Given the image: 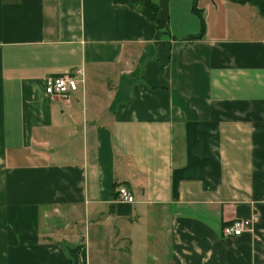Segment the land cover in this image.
<instances>
[{"label": "crops", "instance_id": "obj_1", "mask_svg": "<svg viewBox=\"0 0 264 264\" xmlns=\"http://www.w3.org/2000/svg\"><path fill=\"white\" fill-rule=\"evenodd\" d=\"M118 1L0 0V264H264V16Z\"/></svg>", "mask_w": 264, "mask_h": 264}, {"label": "built area", "instance_id": "obj_2", "mask_svg": "<svg viewBox=\"0 0 264 264\" xmlns=\"http://www.w3.org/2000/svg\"><path fill=\"white\" fill-rule=\"evenodd\" d=\"M79 71L64 75L47 77L44 80V94L48 97L68 99L76 91L79 84ZM115 200L127 204L134 203V197L126 186L119 185L114 190ZM249 221L238 220L221 229L224 238L240 237L249 228Z\"/></svg>", "mask_w": 264, "mask_h": 264}, {"label": "trees", "instance_id": "obj_3", "mask_svg": "<svg viewBox=\"0 0 264 264\" xmlns=\"http://www.w3.org/2000/svg\"><path fill=\"white\" fill-rule=\"evenodd\" d=\"M116 2H120L118 0H115ZM122 3L128 5L129 7H135V6H140L141 13L143 16H145L150 22L156 25V28L159 31H166V24L163 21H160L157 18V5L153 2V0H121ZM240 2V1H239ZM241 2H246L254 7L257 8L258 13L261 16H264V0H244ZM194 11L198 13V17L200 20L201 24V33L196 36V37H189V40H197L201 38V34L204 29V23H203V18L202 15L195 10V7H193Z\"/></svg>", "mask_w": 264, "mask_h": 264}]
</instances>
